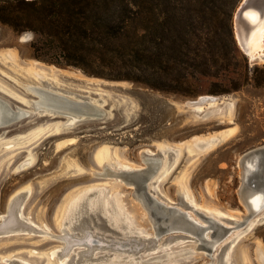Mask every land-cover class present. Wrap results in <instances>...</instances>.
I'll use <instances>...</instances> for the list:
<instances>
[{
  "label": "rangeland",
  "instance_id": "374dc122",
  "mask_svg": "<svg viewBox=\"0 0 264 264\" xmlns=\"http://www.w3.org/2000/svg\"><path fill=\"white\" fill-rule=\"evenodd\" d=\"M234 19L235 70L192 80L193 97L37 59L33 32L0 23V99L28 113L0 126V264H264V209L210 256L192 235L158 238L137 188L116 174L161 160L147 182L157 199L185 208L184 198L227 226L245 221L240 159L264 145V86L250 81L209 93L229 87L245 61L264 67V59L250 61ZM254 51L264 55V38ZM31 88L87 101L104 114L68 124L67 114L36 110L40 98ZM202 96L219 100L188 105Z\"/></svg>",
  "mask_w": 264,
  "mask_h": 264
},
{
  "label": "trees",
  "instance_id": "16d2710c",
  "mask_svg": "<svg viewBox=\"0 0 264 264\" xmlns=\"http://www.w3.org/2000/svg\"><path fill=\"white\" fill-rule=\"evenodd\" d=\"M241 2L0 0V23L33 32L37 59L193 97L192 80L235 70L232 22ZM250 81L264 86V67L245 61L229 87L218 83L209 93L235 92Z\"/></svg>",
  "mask_w": 264,
  "mask_h": 264
},
{
  "label": "water",
  "instance_id": "95a60500",
  "mask_svg": "<svg viewBox=\"0 0 264 264\" xmlns=\"http://www.w3.org/2000/svg\"><path fill=\"white\" fill-rule=\"evenodd\" d=\"M251 6H253V0H242L237 8L235 17L236 14L238 16L243 15V12L249 9ZM256 8L259 11L260 17H262V15L264 14L263 9L261 7ZM35 90L44 93L46 96H48L49 99H52L58 103L53 106L52 110H50L56 113H64L70 115L71 111L82 112L80 107L93 106L90 105L87 101H77L74 99H70L69 97L61 95L58 92H54L52 90L50 91V89L35 88ZM0 104L5 107V113L0 120V126L10 124L25 116V114H18V111L22 110H12L9 104L1 99ZM38 109H41V107H39ZM257 161V167H253L254 162ZM145 162L148 166L144 169L116 174L118 176H122V174H124L123 176L126 177L127 180L133 183L137 188V198L140 199L143 207L147 209L156 231V236L158 238L166 233H178L179 235H181V233H186L185 235L188 234L197 238V241L200 242L198 245V249H204L210 254V256H212L215 250V245L219 241H221L224 237L232 235V231H237V229L244 226L250 218L256 216L260 211H262V209H264L263 204L259 209L251 210L249 208L247 198H245V193L250 188L264 192V145L245 153L240 159L243 183L240 187L239 194L242 202L246 207L249 208L250 212L246 216L245 221L241 223L233 222L232 226H227L225 221L198 211L193 206L189 205V203L184 198L181 200L180 204H182L185 208H180V206L175 203L169 204L157 199L155 194L147 190V182L151 179V177H153V175H155V173L160 168L161 160H154L156 166H151L149 160H145ZM106 173L102 175H105ZM189 211H192L193 213L198 215L202 219V221H205L207 223V225H203L201 221L192 218V214Z\"/></svg>",
  "mask_w": 264,
  "mask_h": 264
},
{
  "label": "bare ground",
  "instance_id": "6f19581e",
  "mask_svg": "<svg viewBox=\"0 0 264 264\" xmlns=\"http://www.w3.org/2000/svg\"><path fill=\"white\" fill-rule=\"evenodd\" d=\"M244 1H246V0H244ZM255 6L261 7L263 9V12H264V0H253V6H251L249 9L245 10L243 12V15L238 16L236 14L235 32L237 34V37H238L242 47L245 50V52L249 55L250 60L252 62H261L262 59H264V55L258 56L256 54V51H254V50H256L260 46V43L263 42L264 30H263V32H261V30H262V28H264V20L262 22V19H264V14L262 15V17H260L258 9ZM253 64H255V63H253ZM31 89H32L31 91H34L36 94H38L39 98H40V100L33 102V106L36 110H39L38 109L39 107H44L46 109H53V106L58 104L54 100L49 99L48 96H46L44 93L40 94L34 88H31ZM218 100H219L218 97L202 96L198 100L188 102V105H190L192 107H203V106H206L210 103L218 102ZM83 112H85V113H83ZM4 113H5V107L0 104V120L2 119ZM18 114L19 115L20 114L27 115L28 113L26 111H18ZM103 114H104L103 111L99 107L94 106V105L92 107L87 108V109H83L82 112L81 111L80 112L71 111L70 115H69L68 124L69 123L73 124L76 121H78L79 119H83V118L100 117ZM68 124H66V125H68ZM147 160L150 161L149 163L151 164V166H156V164L154 162L155 159L151 158V159H147ZM257 164H258V161L254 162V164H253L254 166L253 165L252 166L257 167ZM104 169H106L105 166H104ZM130 169L136 170L133 168H130ZM126 170H127V168H126ZM118 172L121 173L124 171H118ZM245 198H247V202H248L249 208L251 210L259 209L264 204V192H262L260 190H255V189L250 188L245 193ZM249 208H248V211H249ZM211 216L216 218V216H213V215H211ZM192 218H193V216H192ZM235 223H238V222H235ZM202 224L207 225V223L205 221H203ZM216 246L217 245H215V247Z\"/></svg>",
  "mask_w": 264,
  "mask_h": 264
}]
</instances>
